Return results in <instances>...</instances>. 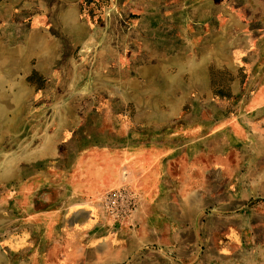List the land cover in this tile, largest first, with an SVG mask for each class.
<instances>
[{"label":"rangeland","instance_id":"obj_1","mask_svg":"<svg viewBox=\"0 0 264 264\" xmlns=\"http://www.w3.org/2000/svg\"><path fill=\"white\" fill-rule=\"evenodd\" d=\"M23 1L0 0L8 4L0 10V35H10L12 66L22 61V48H31L27 90H18L15 76L10 106L0 108V264H264V213L254 220L261 226L231 249L227 220L209 217L218 202L211 203L213 192L215 198L232 192L233 176L214 170L218 162L203 168L202 189L187 184L172 196L180 186L163 183L158 202H145L129 181L85 196L94 215L85 231L78 230L82 218L35 214L34 192L19 185L38 165L44 178L52 164L76 165L74 152L98 142L171 139L172 154L185 147L192 158L202 147L212 160L219 155L210 152H224L233 139L248 161L256 158L254 134L264 129V0H58L66 13L72 1L79 4L74 27L55 10L48 11L52 24H35L56 0H42L39 13L34 5L22 8ZM30 36L47 39L29 44ZM44 147L58 152L35 159L34 150ZM242 158L234 151L231 163L241 168ZM118 187L132 192L135 209L113 218L98 197ZM195 190L203 191L202 203H195ZM258 204L264 207V195L238 206L260 210ZM143 223L167 226L170 241L142 242ZM114 231L119 259L109 241L98 243Z\"/></svg>","mask_w":264,"mask_h":264},{"label":"crops","instance_id":"obj_2","mask_svg":"<svg viewBox=\"0 0 264 264\" xmlns=\"http://www.w3.org/2000/svg\"><path fill=\"white\" fill-rule=\"evenodd\" d=\"M41 3L42 0H24L22 2V8L23 5L24 9L28 4L34 5V13H39L42 12ZM50 4L49 9L46 7L44 9L46 13H43L42 16L36 15L34 17L35 24L38 22L39 26L40 23L45 21L52 24V14H49L48 11L55 10L62 11L61 17L69 16L74 19V22L70 20L72 24L68 23V25L73 27L77 25L75 20H77L76 13L79 10L78 3L72 1L69 12L67 13L64 5L61 4L60 6L58 0ZM7 5L2 4L0 10L7 8ZM4 19L5 12L0 15V22H4L3 25L5 26ZM40 39L34 40L33 36H30L25 42L30 44L36 41H46L47 38L45 36ZM30 49L28 46L22 48L18 52L19 55L17 58L18 60L22 59V61L20 60L18 65H16L17 67L12 66L14 64L12 63V59L16 58V52H12L11 50L10 35H6L5 31L0 35V108L10 106V91L17 89V87L22 92L27 90L26 75L28 71L26 70L25 62L28 59L27 53ZM15 76H19V86L16 88V84L12 83ZM23 101H26V95H24ZM176 105L181 106L183 104L180 102ZM259 122L264 124V117ZM152 124L158 125L159 122H152ZM254 136L258 143V150L255 154L256 158L250 159V161H248V158H245L248 153L245 154V152L238 151L239 149L234 146L235 141L233 139L232 144L225 148L224 152H210L214 155H219L212 160L203 157L204 149L202 147L194 150L191 154L193 155L192 158H187L189 153L185 147L178 149V151L172 154L173 148L167 144L171 139H168L167 142L163 140L161 143L151 141L147 143H130V145L121 143L122 141L115 145L104 142L92 143L84 145L74 152L76 165L71 164L64 168L63 166L52 164L50 168L51 173L47 174L49 176H45V178L43 174L44 170L38 165L34 170L20 177L19 185L34 192L35 197L32 211L35 214L46 213L47 217L49 216L52 219L64 217L68 220L70 219L71 222L76 218H82L81 223H78L81 226L78 230L85 231V228H90L94 225V215L91 212L92 203H90L91 200H89L90 202L87 201L85 196L93 194L105 187L113 185H116L113 187H117L122 185L123 182L129 181L140 187V195L145 199V202H158L157 198L163 183L171 184L173 182L176 186H180L178 194H172V196L180 195L182 189L187 184L194 185L196 189H202L201 176L203 175V168L211 162H218L220 163L218 165L221 166L213 168L214 170L223 173L225 169L226 172L231 173L233 176L232 179H227L232 192L225 194V198L224 196L215 198L213 197L215 191L213 194L211 192L212 200L210 201L212 204L218 201L219 203L214 204V208H219V210L215 211L213 208L209 217H221L227 220L226 231L229 240L227 245L228 249H231L239 245L241 238H245L247 235L251 236V231L255 230V225L258 224L254 221L255 216H260L261 213H264L262 211L264 207H261L262 205L260 204L255 207H261L262 209H251L250 211L245 209L241 210L238 206L241 202L242 204L245 203L248 197L257 198V196L264 195V129L256 131ZM57 141H54L55 144ZM238 141L243 140L240 139ZM41 149L43 148L34 150L35 159L43 153V155H47L58 152L57 149L54 152L50 151L51 153L45 147L43 150ZM234 151L237 156L240 154L243 155V160L236 163L237 166L241 165V168H236L234 163H231V154ZM241 170L243 171L240 172ZM235 187L237 191H240L238 197L235 196L237 195V191L235 192L234 190ZM194 194V197L199 196V200L197 198L194 200L195 203H202L203 191L195 190ZM232 203L235 206H231L230 204ZM226 204L229 206H226L227 210L223 212L222 207ZM66 212L67 214H65ZM173 216L176 217L175 214ZM262 217H264V214H262ZM142 219L144 220L145 218ZM237 219H243V223H236ZM258 225L261 226V224ZM262 226H264V223H262ZM148 229L146 223H143L142 229L140 230V239L143 240L142 242L145 241L144 239L162 244L170 241L167 226H157L153 230ZM115 233L114 231L112 235L104 234L102 236L104 239L102 238L98 243H107L109 241L108 243H110L111 248H116V253L113 255V257L115 256L114 259H119L123 253V249L120 246L121 243H118L115 238L113 239V235H117ZM137 238L138 235H136ZM137 243V240L136 242L132 241L131 245H138ZM105 260H107V257Z\"/></svg>","mask_w":264,"mask_h":264},{"label":"built area","instance_id":"obj_3","mask_svg":"<svg viewBox=\"0 0 264 264\" xmlns=\"http://www.w3.org/2000/svg\"><path fill=\"white\" fill-rule=\"evenodd\" d=\"M104 212L113 218L126 216L134 207L133 194L124 187L108 189L98 197Z\"/></svg>","mask_w":264,"mask_h":264}]
</instances>
